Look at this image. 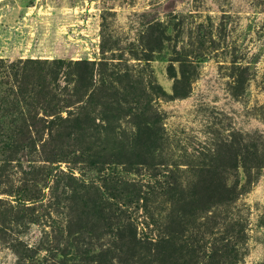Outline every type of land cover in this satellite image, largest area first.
<instances>
[{
  "label": "rangeland",
  "instance_id": "obj_1",
  "mask_svg": "<svg viewBox=\"0 0 264 264\" xmlns=\"http://www.w3.org/2000/svg\"><path fill=\"white\" fill-rule=\"evenodd\" d=\"M1 58L102 64L120 77L127 101L149 104L161 119L132 153L131 171L118 168L140 189L136 202L83 236L80 207L63 199V188L99 187L108 169L36 154L27 197L7 149H16L19 128H0V148L8 143L0 153V264H169V251L201 264L228 236L229 264H264V0H0ZM60 130L42 128L37 150L51 133L59 143ZM80 143L87 158L116 146L94 133ZM238 146L254 147L258 161L247 155L235 173L216 159ZM214 166L227 170L234 191L206 189ZM45 167L54 170L46 188ZM169 173L176 191L165 184Z\"/></svg>",
  "mask_w": 264,
  "mask_h": 264
},
{
  "label": "trees",
  "instance_id": "obj_2",
  "mask_svg": "<svg viewBox=\"0 0 264 264\" xmlns=\"http://www.w3.org/2000/svg\"><path fill=\"white\" fill-rule=\"evenodd\" d=\"M105 71L104 65L87 60L0 59V128H19L14 131L16 149L12 151L10 146L7 149L13 157L15 153L14 159L27 181L22 192L27 197L33 194L34 185L31 181L35 172L36 154L43 155V162L53 163L72 157L74 160H88L102 173L108 169L109 174L103 176L99 187L95 184H82L74 185L72 189L63 188V199H71L78 205L77 208L80 207L81 214L77 221L79 234L82 236L90 232L89 227L93 229L101 220L121 218L123 209L136 202L140 189L134 182L118 176V168L124 166L125 170L131 171V157L135 156L132 153H135L144 136L155 133L161 119L157 113L149 115V104L141 105L138 100L127 101L117 85L120 77H116L117 74L107 76ZM183 75L185 81H188L189 74L186 70ZM42 128H50L51 132L53 128H61L60 133L57 131L61 141L57 143L56 137L51 133L50 141L42 144L39 152L37 147L43 139L40 133ZM91 133L111 137L116 146H101L87 158L89 148L84 146L87 151L83 150L80 141L88 139ZM69 142L81 147L67 150L64 147ZM7 145L5 141L0 148L1 155H4ZM239 146L232 158H217L216 161L228 162L235 173L244 165L247 155L251 160L258 161L254 147L246 151ZM214 169L216 175L209 179V188L205 186L206 189L221 193L234 191L237 185L236 182L230 183L227 170H220L217 174L219 170L215 166ZM248 171L247 169L246 172ZM53 174L51 167L44 168L42 178L45 188L49 186ZM55 183L58 187L59 180L56 179ZM165 184L169 191L177 190L170 173L169 182L166 181ZM107 228L111 229L110 226ZM234 249L228 236L221 240L218 249L212 250L203 258L201 264H229ZM81 251L86 255L89 253L86 246ZM175 254V251H169V264H184Z\"/></svg>",
  "mask_w": 264,
  "mask_h": 264
}]
</instances>
